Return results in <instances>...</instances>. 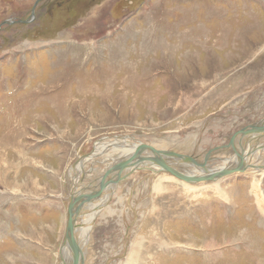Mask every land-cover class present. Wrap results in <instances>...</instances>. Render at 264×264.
I'll return each instance as SVG.
<instances>
[{
  "label": "rangeland",
  "instance_id": "obj_1",
  "mask_svg": "<svg viewBox=\"0 0 264 264\" xmlns=\"http://www.w3.org/2000/svg\"><path fill=\"white\" fill-rule=\"evenodd\" d=\"M0 25V144L19 163L7 173L0 162V264H64L72 174L94 184L144 145L187 156L195 171L186 175L198 165L212 174L230 167L258 132L239 134L233 146L232 136L264 122V0H0ZM100 55L107 83L83 69ZM115 64L132 71L134 84L113 82L123 77ZM135 165L93 217L83 264H128L134 250L135 264H262L264 175L193 183L199 191L191 198L169 182L154 210L152 165ZM92 184L83 189L88 200Z\"/></svg>",
  "mask_w": 264,
  "mask_h": 264
},
{
  "label": "bare ground",
  "instance_id": "obj_2",
  "mask_svg": "<svg viewBox=\"0 0 264 264\" xmlns=\"http://www.w3.org/2000/svg\"><path fill=\"white\" fill-rule=\"evenodd\" d=\"M210 14V13H209ZM155 23V22H154ZM186 25V24H185ZM158 31V30H157ZM142 33V32H141ZM151 40V39H150ZM161 40V38H160ZM152 41V40H151ZM156 42V41H155ZM42 43V42H41ZM163 44V43H162ZM73 47V46H72ZM72 51V50H71ZM60 54V53H59ZM63 54V53H62ZM61 54V55H62ZM63 56V55H62ZM75 56V55H74ZM86 58V57H85ZM76 59H78V57H76ZM75 59V60H76ZM60 60V59H59ZM80 60V59H79ZM87 60V59H86ZM77 63V62H76ZM79 65V64H78ZM86 65V64H85ZM81 66V65H80ZM131 67V66H130ZM115 68V67H114ZM84 69V72L86 71L85 70V67H83ZM103 69H106V67H103ZM116 69V68H115ZM108 70V68H107ZM116 71V70H115ZM102 72V71H101ZM72 73V72H71ZM177 73V72H176ZM67 75V74H65ZM74 75V74H73ZM177 75V74H176ZM140 76V75H139ZM181 76V75H180ZM54 77V76H53ZM69 77V76H67ZM66 77V78H67ZM68 79V78H67ZM75 79V78H74ZM80 79V78H79ZM78 79V80H79ZM60 80V79H59ZM72 80V79H71ZM61 81H62V78H61ZM82 81V80H81ZM95 81V80H94ZM55 82V81H54ZM58 82V81H57ZM80 83V81L78 82ZM85 83V82H84ZM87 83V82H86ZM151 83V82H150ZM41 84V83H40ZM54 85L56 83H53ZM82 84V83H81ZM131 84V83H129ZM205 84V83H204ZM89 85V84H87ZM148 85V84H147ZM183 85V83H182ZM185 85V84H184ZM207 85V84H206ZM44 86V85H43ZM47 86V85H46ZM67 86V84H66ZM71 86H72V83H71ZM91 86V85H90ZM95 86V84H94ZM98 86V85H97ZM202 86V85H201ZM52 87V86H51ZM49 87V88H51ZM55 87V86H53ZM52 87V88H53ZM85 86H83L84 88ZM149 87V85H148ZM44 87L42 86H38V89L37 91H42L44 90L43 89ZM98 88V87H97ZM109 88V87H108ZM115 88V86L113 84H111V91H113V89ZM200 88V87H199ZM67 89V88H66ZM69 89V88H68ZM70 90V89H69ZM74 90V89H73ZM86 90V89H85ZM93 90V89H92ZM36 91V90H35ZM65 91V90H64ZM68 91V90H66ZM79 91V90H78ZM81 91V90H80ZM98 91V90H97ZM142 91V90H141ZM32 92V91H31ZM71 92V90H70ZM64 93V92H63ZM71 94V93H70ZM108 94V93H107ZM32 96V95H31ZM40 96V95H39ZM42 96V95H41ZM50 96V95H49ZM33 97V96H32ZM58 97V94L55 93V95H53L51 97V105L54 106V99ZM66 97V96H64ZM72 97V96H71ZM61 98V97H60ZM73 98H74V95H73ZM44 97H41L37 100L36 103H39L41 100L43 101ZM80 99V98H79ZM173 99V98H172ZM65 100V99H64ZM77 100V99H76ZM86 100V99H85ZM57 101H60L59 99ZM81 101V100H80ZM45 102V100H44ZM53 102V103H52ZM61 102V101H60ZM63 103V101L61 102V104ZM66 103V102H65ZM77 103V102H76ZM29 104V103H28ZM35 104V103H34ZM60 104V105H61ZM64 104V103H63ZM75 104V103H74ZM83 104V103H82ZM180 104V103H179ZM59 105V104H58ZM84 105V104H83ZM68 106V105H67ZM73 106H76L73 105ZM26 108V107H25ZM79 108V107H78ZM82 108V107H81ZM168 108V107H167ZM66 111V110H65ZM35 113V112H34ZM64 113V111L62 112ZM8 114H10L8 112ZM69 114V113H68ZM59 115V114H58ZM67 115V114H66ZM65 115V116H66ZM34 116V114H33ZM39 117V115H37ZM44 116V115H43ZM9 117V116H8ZM45 117V116H44ZM49 117V116H48ZM40 118V117H39ZM51 118V117H50ZM70 118V117H69ZM49 119V118H48ZM64 116H63V121H64ZM45 120V119H44ZM67 120V119H66ZM51 121V119H50ZM62 121V120H61ZM51 123H53L51 121ZM55 123V122H54ZM261 123V122H259ZM259 123H255V124H252L251 126H249L250 128L251 127H255V126H259L261 125V127L264 126V122L262 124H259ZM20 126V125H19ZM67 127V126H66ZM57 128V126L55 127ZM11 129V127H10ZM9 129V130H10ZM7 130V135L6 137L10 134L11 131ZM17 130H19L17 128ZM21 131V130H20ZM254 131H257L258 133L255 134L254 136L251 137L249 143L246 145L245 147V144H243V147L240 148L239 150V153L235 154V155H232L233 157H231L233 159V163L230 167H228L227 169L225 170H221L219 171L218 169L217 170H212V171H208L212 174H203L201 175V171L199 170V167L200 165H198L197 169H196V173L195 175H187V176H194V177H206V176H211L213 174H216L218 173V175H220L221 173V176H218L216 175L214 177V179H211L210 181H216L218 183H216L217 185H220V181L223 180L224 178H226L224 175H233V174H237V172H241V171H247L249 173L248 170H250L251 174L252 175H264V131L259 129V127H257L256 129L254 130H251L250 132H244V133H239V134H249L251 132H254ZM14 132H16V130H14ZM15 134V133H13ZM22 134V133H20ZM239 134L237 135V137L239 136ZM14 136V135H13ZM19 136V135H18ZM248 136V135H247ZM4 137V139L6 138ZM12 137V136H11ZM236 137V138H237ZM245 137V135L242 137V139ZM250 137V136H249ZM236 138L234 139V137L232 138V140L230 141V144L233 146L234 145V142L236 140ZM246 140H247V137H245ZM241 139V140H242ZM8 140V138H7ZM112 140V139H111ZM121 140V139H120ZM249 140V139H248ZM1 141V140H0ZM9 141V140H8ZM244 141V140H243ZM3 142V141H2ZM14 142V141H13ZM129 142V141H128ZM116 143V142H114ZM169 143V142H168ZM255 143V145H254ZM19 144H21V141L19 142ZM104 144V143H103ZM102 144V145H103ZM109 144V143H108ZM113 144V143H112ZM134 144V143H133ZM4 144H0V162H5V164L7 165V173L11 171V168H12V165L15 166V165H19V163H15L14 161H10L9 160V157L4 154L2 155V151L4 150V147H3ZM9 145V144H8ZM17 145V144H16ZM99 145V144H98ZM111 145V143H110ZM115 145V144H114ZM113 145V147H114ZM130 145V144H129ZM136 145V144H135ZM254 145V146H253ZM100 147V146H99ZM6 148V147H5ZM15 148V147H14ZM19 148V146H18ZM20 148H22L20 146ZM97 148V147H96ZM103 148V147H102ZM24 149V148H23ZM22 149V150H23ZM98 149V148H97ZM162 149H166V148H162ZM239 149V148H238ZM21 150V149H20ZM18 150V151H20ZM115 152L117 149H114ZM126 150V148H125ZM252 150H256V151H262L263 154L262 155H259V156H256V157H251V151ZM25 151V150H24ZM20 152L21 155H23L25 152ZM129 152L127 154H129L128 158L123 161L122 163H118V160L115 159V157H113L115 160L114 162L104 169V172L105 174H111V175H99L97 179H95V182L94 184L89 183L87 182V180L85 179V176L87 177V175H82L80 174L79 177L76 176V174H72V178L70 180L71 182V195L73 196V200L75 199L76 202L74 204V208H73V213L69 215L68 219H67V228H66V231H65V243L62 245L61 247V251H60V257H62V260H63V263L64 264H83L82 261H81V254H80V249L84 252V254H86V252H88V249H87V239H86V235L88 234V230L90 228V224L91 222L94 220V216L101 212V206L103 205V203L110 197L109 194H113V190H115L114 188H116L117 186H114L112 184H115L117 185V183L119 181H116L117 178L119 176L121 177H125L126 175H129L128 173L131 172L133 169H136V163L138 162H142V163H146L147 165H152V171H153V174L155 175H151V176H154L155 180H154V188L155 191L153 192H156V198L157 199V203H156V207L154 208V210L158 209V206H159V202L161 203L160 200H164L165 196L167 195L166 193H168L167 191H165V189H163L165 187V185H167V183L169 182H172L174 184H179L180 185V188L181 186L185 189V191H187V193L191 196H189L190 198L195 196L196 192L199 191L198 187L197 186H194L193 183H197V182H204V181H209V180H200V181H195V182H190V181H187L185 179H183L182 177H179L177 176L175 173V171L181 173L183 176L188 174L189 172H193L195 171V166L192 162L190 161H187L186 158H188L187 156H184V159H181L179 158V154H176L174 153L173 155L175 157H173L172 155H170V153L167 152V150H155L147 145H144L142 146L141 148H138L136 150L132 149V150H128ZM7 152V151H6ZM115 152H112L111 155H115ZM127 152V150L125 151ZM117 153L118 155L121 153L120 150H117ZM98 154V153H97ZM110 154V153H109ZM87 156L89 157H93L94 156V153H90L88 154ZM102 156V155H101ZM162 156V157H161ZM166 157V161H168L170 163V165L165 161V158ZM170 156V157H169ZM24 157V156H23ZM158 157V159H157ZM119 158V157H118ZM138 158H141V159H138ZM230 158V157H229ZM228 158V159H229ZM173 159L175 160L176 162H171L170 160ZM228 159H225V160H228ZM25 160V159H24ZM113 160V159H112ZM159 160H163L162 163H159ZM27 161V160H26ZM87 161V160H86ZM80 162V161H79ZM130 162V163H129ZM132 162V163H131ZM28 165V164H27ZM112 165L113 168H110V166ZM125 165V166H123ZM4 166V165H3ZM32 166V165H31ZM42 166V165H41ZM123 166V168H121ZM133 166H135L133 168ZM168 167L170 170L166 169L165 168ZM140 167V166H139ZM137 167V168H139ZM202 167V166H201ZM10 168V169H9ZM19 168V167H18ZM163 169V171H169L171 172L172 174H174L175 176H177V178H174L170 175H166L162 174V172H159V170ZM204 168V167H202ZM204 169H208V168H204ZM121 170V171H120ZM149 170V169H148ZM229 170H232L231 172ZM2 171V170H1ZM16 171V174H18L17 170ZM107 171V172H106ZM120 171V172H119ZM158 172V173H157ZM4 173V172H2ZM156 173L158 175H156ZM123 174V175H121ZM126 174V175H125ZM7 175V174H6ZM6 175H1V176H6ZM125 175V176H124ZM17 178V176H16ZM153 178V179H154ZM7 179V178H6ZM114 179V182H112V180ZM35 179H32L31 181L34 182ZM260 180L261 178H255V180L253 181V183L250 185L251 188H253L255 191L259 190L258 187H261L259 186L260 183ZM262 180H264V178L262 177ZM91 181V180H90ZM152 181V179H151ZM9 182V181H7ZM101 182H103L104 184L106 183V185L104 186V188H101L100 190L99 189V186L101 185ZM6 183V182H5ZM11 183V181L9 182ZM8 183V184H9ZM184 183H187L188 185H190V188H185V185ZM190 183V184H189ZM92 186L90 188H87V195L88 196H94L93 198L91 197L90 200L86 199V195L84 194L83 192V189L84 187H88L89 185ZM9 185H12V184H9ZM8 185V187H9ZM70 187V186H69ZM163 187V188H162ZM219 187V186H218ZM118 188V187H117ZM166 188V187H165ZM215 189V188H214ZM169 190V189H168ZM70 191V190H69ZM85 191V190H84ZM95 191V192H94ZM223 190H221V188H218L217 191H214L215 193H220L222 192ZM89 192V193H88ZM177 192V191H176ZM180 192V191H179ZM201 192V191H200ZM195 194V195H194ZM202 194V193H200ZM199 194V195H200ZM252 195L254 194V196L256 197L257 199V204L259 201H263L262 198V195L261 194H257L255 193L253 190H252ZM264 194V193H263ZM83 195V196H82ZM108 195V197H107ZM120 195V194H119ZM154 195V194H153ZM176 193L174 194V197H175ZM182 195V194H181ZM180 196V194H179ZM171 197V196H170ZM181 197V196H180ZM172 198V197H171ZM97 199H100V203H97ZM153 198L152 201L155 200ZM74 200V201H75ZM192 200V199H191ZM120 202V201H119ZM153 203V202H152ZM259 205V204H258ZM112 207V206H110ZM258 209H259V212L263 213V209H261V206H258ZM109 210V209H107ZM106 210V211H107ZM112 210V209H111ZM131 210V209H130ZM80 212V214H79ZM83 214L84 215V221L83 223L79 224L78 222V217L79 215ZM105 215V214H104ZM97 217V216H96ZM106 217V216H105ZM74 218V222L73 224L69 225V223L73 220ZM152 223H156V222H149L146 224V227H147V230H149V227L148 226H151ZM148 225V226H147ZM155 225V224H154ZM71 226V227H70ZM17 234H21V233H17ZM20 235H18L19 237ZM23 236V235H21ZM159 238V237H158ZM142 242V241H141ZM164 243V242H163ZM72 245H75V247L77 248V253H78V262L76 263L74 261V254H73V251H72ZM86 245V247H85ZM166 245V244H165ZM176 247V246H175ZM139 249H137L138 251ZM154 250V249H153ZM135 251V250H134ZM134 251L131 252V255L129 257V260L127 261L128 264H135L134 263ZM166 251V250H165ZM174 251V250H173ZM91 252V251H89ZM87 256V255H86ZM92 256V255H91ZM139 257H141L139 255ZM264 259V257L262 258ZM138 264H140L138 262ZM262 264H264V261H262Z\"/></svg>",
  "mask_w": 264,
  "mask_h": 264
},
{
  "label": "crops",
  "instance_id": "obj_3",
  "mask_svg": "<svg viewBox=\"0 0 264 264\" xmlns=\"http://www.w3.org/2000/svg\"><path fill=\"white\" fill-rule=\"evenodd\" d=\"M98 61H99V63H98V65L97 66H95V64L94 65H91L90 67L89 66H85V73H87V75H89L90 77H94L93 75L94 74H96V75H100L101 77H103V79H104V83H107L108 81H111V75L110 76H108V75H105L104 73H103V71H104V69H103V67H102V64H105L103 61H102V56L100 55V57L98 58ZM125 62H126V60H125ZM109 63H111V62H109ZM113 63V62H112ZM114 64V63H113ZM73 65V64H72ZM105 65H107V64H105ZM116 65V72H117V75L118 74H122V79H118L119 78V75L117 76V78H114V80H113V82H115V84H117V83H119V80H122L123 81V79H124V81H126V80H128L129 81V83L130 82H132L133 83V78H132V75H131V73H132V71L131 72H129V71H125L124 70V68L123 67H121V66H119V65H117V64H115ZM70 67L71 66H65V69L66 68H68V73H69V71H70ZM92 68V69H91ZM126 68H129V66H126ZM71 69H74V68H71ZM102 71V72H101ZM141 75L143 74V72H139ZM147 74V73H146ZM152 80H151V78H149V82H151ZM94 84H98L99 85V83H96V81H94V80H89V85H94ZM134 84V83H133ZM120 85V84H119ZM53 91H56V92H59L60 90H62V89H59V88H56V89H52ZM67 120H68V123H72L71 122V119L68 117L67 118ZM69 128H70V126H69Z\"/></svg>",
  "mask_w": 264,
  "mask_h": 264
},
{
  "label": "water",
  "instance_id": "obj_4",
  "mask_svg": "<svg viewBox=\"0 0 264 264\" xmlns=\"http://www.w3.org/2000/svg\"><path fill=\"white\" fill-rule=\"evenodd\" d=\"M37 4H35V6H36ZM26 22V21H25ZM0 28H1V25H0ZM249 126H251V125H248V126H245V127H243L239 132H237L234 136H232V138L234 137V139L237 137V135L239 134V133H244V132H250L251 130H254V129H256L257 127H259V129H261V130H263L264 131V126L263 127H261V125H259V126H255V127H249ZM232 138H231V140H232ZM157 159H158V157H157ZM163 162V160H159V163H162ZM165 168L166 169H168V170H170L168 167H166L165 166ZM230 172L232 171V170H229ZM174 174H176L177 176H179V177H182L183 179H185V180H187V181H192V182H195V181H200V180H211V179H214V177L216 176V175H218V173H216V174H213V175H211V176H206V177H194V176H187V175H182L181 173H179V172H177V171H175V173ZM221 174H223V173H221ZM221 174L220 175H218V176H221ZM121 179H122V177L121 176H119L118 178H117V180L116 181H121ZM112 182H114V179L112 180ZM106 185V183L104 184L103 182H101V185L99 186V190L101 189V188H104V186ZM91 197H93V196H91ZM75 202H76V200L74 201V200H72V203H71V207H70V214H72L73 213V208H74V204H75ZM73 222H74V218H73V220L69 223V225L71 224H73ZM71 227V226H70ZM72 251H73V254H74V261L77 263L78 262V253H77V248L75 247V245H72Z\"/></svg>",
  "mask_w": 264,
  "mask_h": 264
},
{
  "label": "trees",
  "instance_id": "obj_5",
  "mask_svg": "<svg viewBox=\"0 0 264 264\" xmlns=\"http://www.w3.org/2000/svg\"><path fill=\"white\" fill-rule=\"evenodd\" d=\"M64 4H65V2L60 1V2H58V5H59V6H58V5H57V6H58V7H60V6L62 7Z\"/></svg>",
  "mask_w": 264,
  "mask_h": 264
}]
</instances>
